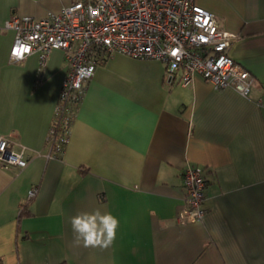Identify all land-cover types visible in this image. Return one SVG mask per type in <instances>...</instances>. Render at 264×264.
I'll return each mask as SVG.
<instances>
[{"label": "crops", "instance_id": "crops-1", "mask_svg": "<svg viewBox=\"0 0 264 264\" xmlns=\"http://www.w3.org/2000/svg\"><path fill=\"white\" fill-rule=\"evenodd\" d=\"M69 0H0V134L28 165L0 166L3 264H264V0H196L237 33L232 56L254 76L248 96L166 63L115 53L85 82L63 153L50 129L68 72L65 52L11 59L13 14L43 18ZM205 170L207 211L182 222L184 169ZM37 188L31 213L20 217ZM100 208L119 219L107 249L73 245L70 217Z\"/></svg>", "mask_w": 264, "mask_h": 264}, {"label": "built area", "instance_id": "built-area-1", "mask_svg": "<svg viewBox=\"0 0 264 264\" xmlns=\"http://www.w3.org/2000/svg\"><path fill=\"white\" fill-rule=\"evenodd\" d=\"M6 26L16 31L14 61L37 52L45 65L54 49L65 52L68 72L50 129V155L55 157L69 141L85 82L115 53L163 61L167 81L180 74L184 86L201 76L217 89L233 87L248 96L255 81L231 54L237 33L221 27L217 16L196 0H69L60 11L40 19L13 14ZM26 150L13 135L0 134V166L26 167ZM183 175L185 204L178 218L200 221L207 211L205 170L188 165ZM36 192L33 187L29 199Z\"/></svg>", "mask_w": 264, "mask_h": 264}, {"label": "clouds", "instance_id": "clouds-1", "mask_svg": "<svg viewBox=\"0 0 264 264\" xmlns=\"http://www.w3.org/2000/svg\"><path fill=\"white\" fill-rule=\"evenodd\" d=\"M73 245L84 248H109L116 239L119 219L110 211L96 208L70 217Z\"/></svg>", "mask_w": 264, "mask_h": 264}, {"label": "trees", "instance_id": "trees-1", "mask_svg": "<svg viewBox=\"0 0 264 264\" xmlns=\"http://www.w3.org/2000/svg\"><path fill=\"white\" fill-rule=\"evenodd\" d=\"M33 198L28 199L27 203L22 205L21 208V213H20V217H22L23 215H28L29 213H31V209H30V204L32 202ZM0 264H3V259L0 257ZM61 264H65V263H61Z\"/></svg>", "mask_w": 264, "mask_h": 264}]
</instances>
